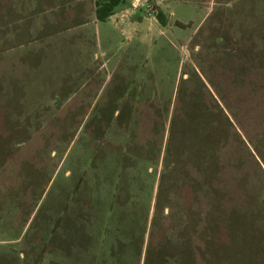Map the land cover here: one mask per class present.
<instances>
[{
    "label": "rangeland",
    "instance_id": "obj_1",
    "mask_svg": "<svg viewBox=\"0 0 264 264\" xmlns=\"http://www.w3.org/2000/svg\"><path fill=\"white\" fill-rule=\"evenodd\" d=\"M99 1L0 0V264H264V0Z\"/></svg>",
    "mask_w": 264,
    "mask_h": 264
},
{
    "label": "trees",
    "instance_id": "obj_2",
    "mask_svg": "<svg viewBox=\"0 0 264 264\" xmlns=\"http://www.w3.org/2000/svg\"><path fill=\"white\" fill-rule=\"evenodd\" d=\"M122 1L123 0H101L97 2L95 10L97 21L104 22L106 19H108L111 15L114 14L115 8L122 4ZM157 19L162 26H165L166 19L162 14L158 13ZM147 260H149V258L145 259L144 264L147 263ZM149 264L151 263L149 262Z\"/></svg>",
    "mask_w": 264,
    "mask_h": 264
},
{
    "label": "crops",
    "instance_id": "obj_3",
    "mask_svg": "<svg viewBox=\"0 0 264 264\" xmlns=\"http://www.w3.org/2000/svg\"><path fill=\"white\" fill-rule=\"evenodd\" d=\"M114 16L116 15H111L109 18H113ZM120 18H116V20H119ZM99 22V21H98ZM47 39H50V37L48 36ZM49 48H52L53 49V46L51 44V46H48Z\"/></svg>",
    "mask_w": 264,
    "mask_h": 264
}]
</instances>
